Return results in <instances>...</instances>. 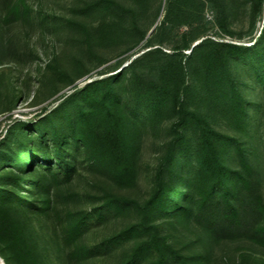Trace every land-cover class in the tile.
<instances>
[{"label":"trees","instance_id":"16d2710c","mask_svg":"<svg viewBox=\"0 0 264 264\" xmlns=\"http://www.w3.org/2000/svg\"><path fill=\"white\" fill-rule=\"evenodd\" d=\"M154 2L88 0L71 8L102 17L96 26L67 20L89 42L135 50L125 66L99 73L0 139L5 264H212L208 251L185 254L173 246L162 220L194 224L209 241L264 246V199L252 179V159L264 142V0H165L163 8ZM207 7L220 34L236 42L208 35ZM31 9L27 0H0L1 62L9 25L30 22ZM241 14L246 32L233 27ZM164 122L169 139L147 197L105 193L88 210L59 209L63 188L83 169L118 188L135 187L144 137ZM132 213L135 219L125 221ZM101 227L110 230L88 242Z\"/></svg>","mask_w":264,"mask_h":264},{"label":"rangeland","instance_id":"374dc122","mask_svg":"<svg viewBox=\"0 0 264 264\" xmlns=\"http://www.w3.org/2000/svg\"><path fill=\"white\" fill-rule=\"evenodd\" d=\"M86 1L88 0H27L32 8V20L16 21L9 25L7 30L11 38L10 47L3 61H0V108H3L0 112V139L16 123L36 122L55 107L62 96L92 78L101 76L99 73L111 70L118 62H121L120 67L128 63L126 56L135 50L128 51L129 44L91 43L76 25L70 27L67 23V20L74 19L96 26L101 21L102 17L98 15L80 16L71 11L74 4L82 6ZM118 1L124 5L125 0ZM160 1L163 8L165 0ZM158 3L159 0H156L154 5L157 6ZM205 15L210 21L207 32L209 36L234 41L229 36L220 34L213 22L215 12L211 7L206 8ZM162 17L161 10L152 28L159 24ZM244 18L242 14L239 16L233 26L234 30L239 31L244 26V31H247V21ZM39 20L42 22L40 26L37 25ZM262 24L263 19L257 21L254 31L256 36L260 33ZM185 29L186 27H182L179 30L182 32ZM248 38L245 35L243 41H248ZM143 42L144 40L139 46ZM114 72L109 71L104 75ZM11 104L12 107H9ZM168 128L169 123L164 122L159 130L151 131L144 137L139 160V180L135 187L118 188L103 173L83 169L70 185L63 188L59 209L62 212L88 210L99 205L100 198L105 193L133 199L147 197L159 158L169 139ZM258 147L259 156L252 159V179L257 194L264 199V142L261 141ZM134 219L135 213H132L125 221ZM172 221H161L163 232L168 235L169 242L185 254L208 251L212 256V264H264V246L238 238L209 241L198 226L192 224L181 228ZM120 222L124 223V218ZM107 228L101 227L91 233L87 237L88 242L99 241L110 230ZM0 258L4 261L1 255Z\"/></svg>","mask_w":264,"mask_h":264},{"label":"bare ground","instance_id":"6f19581e","mask_svg":"<svg viewBox=\"0 0 264 264\" xmlns=\"http://www.w3.org/2000/svg\"><path fill=\"white\" fill-rule=\"evenodd\" d=\"M0 264H5L4 261L0 258Z\"/></svg>","mask_w":264,"mask_h":264},{"label":"water","instance_id":"95a60500","mask_svg":"<svg viewBox=\"0 0 264 264\" xmlns=\"http://www.w3.org/2000/svg\"><path fill=\"white\" fill-rule=\"evenodd\" d=\"M153 29H154V27H153V28L150 30V32H149V33H151V32L153 31ZM196 43H197V42H196ZM196 43H195V44H196ZM195 44H193V45H195Z\"/></svg>","mask_w":264,"mask_h":264}]
</instances>
